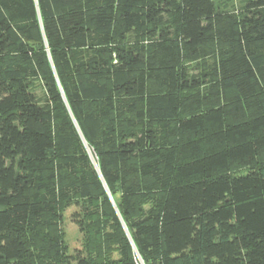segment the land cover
I'll list each match as a JSON object with an SVG mask.
<instances>
[{"label": "trees", "instance_id": "1", "mask_svg": "<svg viewBox=\"0 0 264 264\" xmlns=\"http://www.w3.org/2000/svg\"><path fill=\"white\" fill-rule=\"evenodd\" d=\"M0 264H264V0H0Z\"/></svg>", "mask_w": 264, "mask_h": 264}, {"label": "rangeland", "instance_id": "2", "mask_svg": "<svg viewBox=\"0 0 264 264\" xmlns=\"http://www.w3.org/2000/svg\"><path fill=\"white\" fill-rule=\"evenodd\" d=\"M216 3H219L221 7L227 9H240L243 5L244 0H215ZM37 96L42 100L43 91L42 88L38 87L36 89ZM78 211V208L71 206L63 214L62 227L64 230V239L69 253H75L77 250L82 249V234L78 230V227L75 223L72 222V214ZM116 256V255H114Z\"/></svg>", "mask_w": 264, "mask_h": 264}, {"label": "water", "instance_id": "3", "mask_svg": "<svg viewBox=\"0 0 264 264\" xmlns=\"http://www.w3.org/2000/svg\"><path fill=\"white\" fill-rule=\"evenodd\" d=\"M110 198H111V196H110ZM112 200V199H111Z\"/></svg>", "mask_w": 264, "mask_h": 264}]
</instances>
